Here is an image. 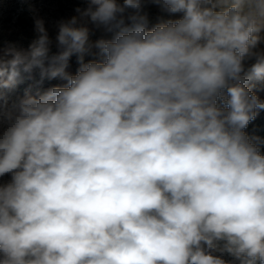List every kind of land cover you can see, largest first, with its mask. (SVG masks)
<instances>
[{
    "label": "clouds",
    "instance_id": "9594fccd",
    "mask_svg": "<svg viewBox=\"0 0 264 264\" xmlns=\"http://www.w3.org/2000/svg\"><path fill=\"white\" fill-rule=\"evenodd\" d=\"M150 2L181 18L147 30L144 0H88L57 54L41 19L27 50H0V264H264V155L244 131L264 110V0ZM34 68L67 83L4 103Z\"/></svg>",
    "mask_w": 264,
    "mask_h": 264
},
{
    "label": "rangeland",
    "instance_id": "374dc122",
    "mask_svg": "<svg viewBox=\"0 0 264 264\" xmlns=\"http://www.w3.org/2000/svg\"><path fill=\"white\" fill-rule=\"evenodd\" d=\"M122 3L123 0H118ZM88 7V0H0V50L8 48L10 45L18 49L27 50L29 45L38 39L39 33L35 28V20L41 19L48 33L50 40L49 55L57 54L60 51L56 37L59 31V25L62 22L69 21L74 16H79L77 9ZM142 14L147 16V30L153 29L157 24L169 20L181 18V14L170 15L161 11V9L152 4L150 0H144ZM17 15L21 20L16 22ZM30 19L33 25H28ZM130 22L126 21V24ZM90 29V41L95 42L99 39H112L115 32H109L103 27H96L91 24L87 25ZM261 41L256 51L264 52V30L259 34ZM97 49H93L91 54H86L85 62L93 59H101ZM256 62L255 58H245L244 66H249ZM47 66V64H46ZM79 68L77 57L73 55L68 63L66 71L69 74H76ZM67 82L59 77L50 79L47 75H42L39 68H34L31 72H22L16 85L8 90H4V103L11 106L18 103L27 96H38L54 86H64ZM261 100L262 94L255 93ZM257 122L264 124V110H258L255 119ZM11 180L10 175L0 177V183H7ZM215 255L225 260L227 264H240V261L227 252H215ZM259 264V262H257Z\"/></svg>",
    "mask_w": 264,
    "mask_h": 264
},
{
    "label": "trees",
    "instance_id": "16d2710c",
    "mask_svg": "<svg viewBox=\"0 0 264 264\" xmlns=\"http://www.w3.org/2000/svg\"><path fill=\"white\" fill-rule=\"evenodd\" d=\"M21 20V16L17 15L16 22H19ZM30 22L28 25H33V20L30 19ZM252 64L249 66H244L246 70L250 69ZM253 86V92L254 93H260L262 94L264 92V81H253L251 82ZM264 101V98L262 99ZM245 133L249 136L250 139L253 140L254 143H258L260 147L261 154L264 155V124H261L257 122L256 120H253L249 123L247 128L244 130Z\"/></svg>",
    "mask_w": 264,
    "mask_h": 264
}]
</instances>
